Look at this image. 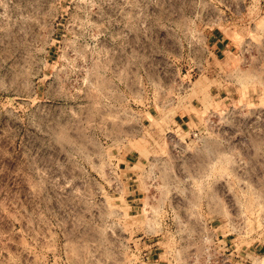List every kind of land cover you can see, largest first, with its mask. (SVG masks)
I'll use <instances>...</instances> for the list:
<instances>
[{
    "label": "rangeland",
    "instance_id": "1",
    "mask_svg": "<svg viewBox=\"0 0 264 264\" xmlns=\"http://www.w3.org/2000/svg\"><path fill=\"white\" fill-rule=\"evenodd\" d=\"M0 264H264V0H0Z\"/></svg>",
    "mask_w": 264,
    "mask_h": 264
},
{
    "label": "crops",
    "instance_id": "2",
    "mask_svg": "<svg viewBox=\"0 0 264 264\" xmlns=\"http://www.w3.org/2000/svg\"><path fill=\"white\" fill-rule=\"evenodd\" d=\"M216 45L219 46V47L225 46L224 41L219 39V38L216 40Z\"/></svg>",
    "mask_w": 264,
    "mask_h": 264
}]
</instances>
